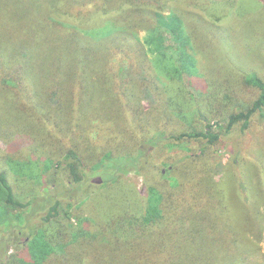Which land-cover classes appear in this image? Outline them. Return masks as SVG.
Wrapping results in <instances>:
<instances>
[{"label":"trees","instance_id":"16d2710c","mask_svg":"<svg viewBox=\"0 0 264 264\" xmlns=\"http://www.w3.org/2000/svg\"><path fill=\"white\" fill-rule=\"evenodd\" d=\"M21 1L2 32L13 7L0 0V264H264V58L210 70L197 34H224L244 15L235 0L218 14L221 0ZM213 99L217 128L200 110ZM239 203L253 205L241 225Z\"/></svg>","mask_w":264,"mask_h":264},{"label":"rangeland","instance_id":"374dc122","mask_svg":"<svg viewBox=\"0 0 264 264\" xmlns=\"http://www.w3.org/2000/svg\"><path fill=\"white\" fill-rule=\"evenodd\" d=\"M6 1L10 6L13 7V10L9 12L7 20L9 22L4 21L2 26V32L6 31L14 21H16L19 18H22L21 14V7H22V1L21 0H3ZM235 7L241 9V12H243L244 15L240 19H234L235 13L230 15L228 17L227 26H223V32L217 31L218 29H215L212 32V36L206 37L201 32V30L198 31V36L208 39L206 42V52L209 54L207 56H204L206 60H208V63H210V70H217V71H234L241 74L242 72H245V70L252 67L260 69L261 63L257 61H261L262 58H264V16L262 15V12H264V0H235ZM214 8L213 12L218 14L222 11H225L226 9L229 10V12L232 10L230 7V4H225L223 0H221L218 4V6H213ZM241 21V23L239 22ZM222 24L225 22H221ZM19 24H25L21 21H19ZM84 27V26H80ZM19 27H16L13 29L12 34L15 33ZM217 31V32H216ZM248 32H253L257 36V38H254L253 40H249L247 36ZM1 32V33H2ZM144 33L142 31L139 32V36H142ZM35 35V34H34ZM38 35V36H37ZM221 35H225L224 38H221ZM235 36L236 41L237 39L240 40V42H236L235 47L233 46V43L230 40V36ZM35 43L42 45L44 43L51 42L45 34H38L35 35ZM239 46V48H238ZM242 52H240V50ZM259 63V64H258ZM215 76V75H212ZM216 77V76H215ZM248 90H246L247 92ZM245 92V98H248ZM4 100V97L0 96V106H3L4 103L2 101ZM251 99V98H250ZM211 102V104H209ZM206 103L200 104V110L203 116H205L207 119L211 121L214 128H217V121H219V116L214 111H210L209 109L212 107H215L216 101L213 99V101H209ZM213 105V106H211ZM229 109V107H227ZM227 112V111H226ZM192 124L193 125H199L201 126V122L197 121L198 118V112L192 117ZM179 126H181L180 120L177 118ZM184 119L182 122V126H188L185 124ZM228 141V142H227ZM231 139H226V141H223V145H218V147L215 149V152H213V162L214 163V171L217 175L220 174L222 166L226 163L227 159H229L233 146L231 143ZM171 151V148L169 149ZM165 156V152L158 150L154 158L157 160V162H161L163 160V157ZM51 174H54V178L51 177L49 174L46 178L47 184H46V190L50 192L51 194H57L63 188L64 186H56L60 185L64 182H66V171L64 168L59 167L56 172H52ZM221 175V174H220ZM219 175V176H220ZM225 184H227L226 180H229V177L231 178V173L228 171V173L224 174ZM56 176V177H55ZM218 176V177H219ZM128 179L131 183H134L135 186L138 188H142V185L144 184L145 177L141 176V174H137L136 172L132 171L128 173ZM56 184V185H55ZM236 205V204H235ZM234 205V207H235ZM244 204L239 203L237 205V224L241 225V223L244 222V213L248 214L253 209V205H249L247 203ZM240 208V210H239ZM41 216L40 214H37L36 216H33L32 219L29 222V226L32 224L35 226L36 223L39 222V218ZM22 225L21 223L18 225ZM28 232L27 227H22L21 232L19 234V237H16L13 235L14 238H16L18 241L13 243L11 247H9V251L13 252L14 249L18 246V242H22V239L26 237ZM1 234V233H0ZM13 234V233H12ZM3 236L6 238L7 236L10 237L9 231H3ZM16 246V247H15ZM259 246L262 250H264V240L259 242ZM3 258V251L0 252V261Z\"/></svg>","mask_w":264,"mask_h":264}]
</instances>
